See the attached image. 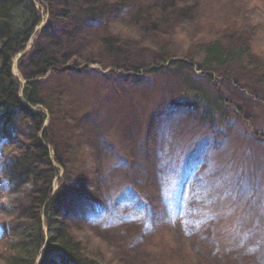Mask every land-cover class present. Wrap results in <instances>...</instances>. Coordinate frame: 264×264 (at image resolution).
I'll return each mask as SVG.
<instances>
[{
  "label": "trees",
  "instance_id": "16d2710c",
  "mask_svg": "<svg viewBox=\"0 0 264 264\" xmlns=\"http://www.w3.org/2000/svg\"><path fill=\"white\" fill-rule=\"evenodd\" d=\"M45 1L50 5V18L45 27L36 31L45 21L36 0H0V138L13 134L17 128L22 134V148L25 147L17 160H7L3 168L7 175L15 171L21 179H34L37 187L41 184L38 187L41 195L35 203L32 200L21 201L23 206L33 204V217L23 216L25 221L14 222L9 227V234L14 240L2 250L0 259L4 260V264H105L91 255L89 257L84 242L74 240H79L77 233L82 231L91 232L109 245L116 252L120 264H258L256 259L252 261L242 255V244L229 247L222 242L225 237L221 235H229L234 225L221 218L225 209H215V197L210 200L211 203L205 200L203 191L209 192L207 186L200 188L203 182L210 188V181L218 176L219 170L205 180L202 175L205 173L199 169L200 162H205V159H200L208 147H203L200 156H192L191 159H187L184 153L187 148L195 149L200 143L187 146L183 141L179 155L173 150L176 155L174 165L163 166L156 159L155 172L150 174V166L153 168L154 165L145 159L144 165L138 164L139 169H134L135 173L132 170L117 182L110 180L113 178L103 169V163L97 171L96 158L101 160V152L94 151L93 154L87 147L77 177V191H72L70 181L73 180L74 170L69 165L74 161L64 157L61 140L53 137L44 127L48 118L51 122L61 118L65 129L75 136L74 143L85 145L86 141L91 142L90 137L94 135L87 134L90 130L87 124H93L94 119L90 121L89 113L80 111L78 99L71 89L63 86L47 98L42 88L53 80L55 74L65 69L67 62L71 63L65 77L68 81L74 75L90 71V64H100L104 70L111 67L113 70L106 76L136 84L142 82L139 68L148 74H177L186 90L184 97L172 101L174 106L189 108L192 116H199L201 126L204 124L216 129L213 135L218 141L222 137V126H227L232 118V110L242 117H251L244 105L226 97L221 90L208 95L198 82L204 85L213 82L217 86V79L245 74L255 65L252 69L257 73L254 92L264 98V58L261 64L255 56L253 39L257 30L252 22H239L232 28L233 34L229 37L220 33L194 37L192 45L196 52L192 46L182 58L177 53L181 51H176L175 44L173 46L175 34L172 30L178 28L173 22L196 0H142L135 5L133 0ZM204 6L202 2L201 9ZM129 7H135V11L125 17L124 10ZM101 22L106 23L107 32L102 38L89 43L87 53L69 57L67 52H63L65 41L70 43L80 30L87 27L91 30ZM138 36L140 39H133ZM134 41L139 44L146 41L154 48L151 52L158 53L140 67L122 59L120 49L132 47ZM31 42L30 50L18 62V69L27 81L23 85L13 68L17 57L26 51ZM108 55L115 57L111 65L104 62ZM36 56L40 67L36 65L35 71L25 72L26 62L33 61ZM195 66L197 71H194ZM184 67L193 74L191 79ZM48 73L51 75L45 81L40 84L36 81ZM160 108L154 111V125H158L163 116ZM149 125L153 124L150 122ZM150 126L139 131V135H144V149H138L137 139L134 148L127 149L128 154L121 161L123 168L129 158L138 161L151 154L149 145L154 141L156 131ZM93 131L104 137V131L100 134ZM120 153L117 150V154ZM130 153L134 156L131 157ZM53 161L65 169L57 189L52 187V180L59 174ZM181 165L187 169L183 170ZM242 168L234 181L236 188L227 189L234 199L241 192L237 190L242 188L239 184L244 180V165ZM94 173L95 178L91 179ZM21 179L11 178L10 183L14 186L21 184ZM172 181L175 184L173 188ZM173 193L176 194L171 196ZM72 220L77 222L76 228L79 229H70L69 221ZM172 222L183 225L187 235L168 229L169 238L164 237L165 231H161L156 223L166 226L172 225ZM146 227L153 228L155 233L146 236L143 232ZM261 259L264 261V256Z\"/></svg>",
  "mask_w": 264,
  "mask_h": 264
},
{
  "label": "rangeland",
  "instance_id": "374dc122",
  "mask_svg": "<svg viewBox=\"0 0 264 264\" xmlns=\"http://www.w3.org/2000/svg\"><path fill=\"white\" fill-rule=\"evenodd\" d=\"M36 1L38 9L44 15L43 27H45L50 18L48 10L50 5L45 0ZM133 1L132 4L135 5L142 0ZM202 2L205 6L201 9ZM134 11L135 7L125 9V17L133 14ZM176 18L173 25H177L178 28L172 30V33L175 34L173 46L175 44L176 51H181V53L177 52L180 57H185V53L189 52L193 46L194 37L213 36L216 33L229 37L233 34V27L237 26L239 22L247 20L256 27L257 31L253 39L255 41V56L259 58L258 62L262 64L264 58V0H196L189 4L186 10L182 14L180 13L179 16L177 15ZM219 22L223 25L222 29ZM94 30L95 32H93ZM106 32V23L102 22L97 23L96 27L91 30L89 27L83 31L80 30L79 35L70 43L64 42L63 52H67L69 57L85 54L89 43L94 39L102 38ZM133 39L140 38L138 36V38L134 37ZM134 42L131 43L133 44L132 47L128 46L127 49H120V57L127 59L138 67L144 65L152 55L155 57L158 53L157 51L151 52L154 48L146 41L141 44ZM193 48L196 52L195 46ZM109 57L106 56L104 60L107 65H111L112 59H115L114 56ZM33 58V61L30 59L24 65L25 72L35 71L36 65L40 67L39 63L37 64L38 56ZM254 66L245 74H239V76L233 78L217 79V86L213 82H208L209 84L205 85L201 81L198 82L204 88L206 94L212 95L221 90L226 97H231L236 103L244 105L246 112L251 117H242L240 113L238 114L232 110L230 112L232 116L230 122L227 126H222L220 130L222 137L216 141L213 135L216 129L204 124L201 126L199 116H192V110L189 108L178 109L174 106L172 101L184 97L186 90L177 74H168L167 72L165 74H148L139 68L140 72L138 73L142 78V82L136 84L130 80H123L122 82L119 77L106 76L113 70L111 67L104 70L100 64H90V71L74 75L68 81L65 77L71 63L67 62L65 69L61 70L60 73H57L58 70H56L57 74L54 75L53 80L42 88L46 91L47 98L63 86L71 89L78 99L80 111L83 114L89 113L90 121L94 119L93 124H87L90 128L87 134L89 136L94 135L90 137V139L92 138L91 142L86 141L85 145H79L77 141L78 146L74 143L75 136H71L68 129H65L61 118H57L53 122L48 118L44 127V130L49 129V133L53 137H58L61 140V150L64 157L74 161L69 165L74 170L73 180L70 181L72 191H77L79 184L77 177L87 147L91 148L93 154L94 151L101 152V160L96 158L97 171H100V164L103 163V169L108 172L109 177L113 178L109 179L117 182L126 173H131L134 169L138 170V164L144 165L145 159L152 161L151 164L154 165L153 168L150 166V174L155 172L156 159L160 160V164L163 166L174 165L176 155L173 150L175 149L176 154L179 155V147L183 141L187 146L200 143L195 149L187 148L184 153L187 159H191L192 156H200L203 147H208V150L200 159V161L205 159V162H200L199 169L203 170L202 173H205L202 174L205 180L214 173L216 175L215 170H219L218 176L213 180L211 179L210 188L204 182L200 188L207 186L209 192L203 191L206 196L205 200L210 202L215 197L217 199V203L214 205L215 209H225L221 212V218L228 221V224L234 225V228L229 230V235H221V237H225L222 241L223 244L229 247L242 244L240 247L244 257L246 256L252 261L256 259L257 262L259 261L258 264H264L263 259H261L264 256V98L254 92L257 78V73L252 70L255 68ZM187 69V67H184L183 70L186 71L187 77L191 79L193 74L188 72ZM194 71H197L196 66ZM14 73L20 81L25 80L22 76L23 72L18 69V66H15ZM49 75L51 73L36 79V81L40 84ZM198 78L197 80H199ZM159 107L163 111V116L159 124L154 125L156 121L154 111ZM150 122L153 124L152 126L149 125ZM0 126L2 127V122ZM148 126L156 131L154 141L149 145L151 154L146 155L144 159L136 157L138 161L129 158L128 163L123 168L121 161L128 154L127 149L134 148L137 139L140 144V146L138 144V149H144V135L143 137L139 135V131L148 129ZM93 130L99 134L104 131L102 134L104 137L96 135ZM13 131V134L9 136L2 135L0 138V258L2 257V250L7 248V245L14 240L9 234V227L14 222L25 221L23 216L33 217L32 203H35V199L41 195L38 190L41 184L37 187V181L27 178L21 179L19 177L21 175H17L18 172L15 171L7 175L3 168L7 160H17L25 148H22L24 142L19 129L16 128V131ZM59 134H62V136H59ZM67 134L69 135L67 136ZM108 139L111 141L109 142ZM207 143L208 146H206ZM117 150H120L121 153L117 154ZM130 154L131 157L134 156L132 153ZM97 157L99 158L98 155ZM53 164L59 172L58 176L52 180V187L54 186L57 189L58 181L64 175L65 169L54 163V161ZM243 165L244 180L239 184L242 188L240 187L241 189L237 190V192H241H239V197L234 199L227 189L231 188L233 190L236 188L234 181L237 179L236 175L243 169ZM181 166L183 170L187 169L184 165ZM223 170L225 173H223ZM221 173H223L222 176ZM11 178H20L23 182L14 186L10 183ZM94 178L95 173L91 179ZM43 185H45L44 182ZM171 185L172 188L175 187L174 181L171 182ZM175 194L173 193L171 196ZM28 200H32V203L23 206L24 202L21 201ZM96 205L98 207L97 203ZM35 211L38 210L35 209ZM241 213H243L242 217H240ZM69 222L72 231L79 229L76 228V221ZM156 225L161 231H165L166 235L164 237L166 238H169L168 229H171L173 233L178 231L180 234L187 235L183 230V225L175 222H172V225L166 224V226L160 223H156ZM143 232L146 236L155 233L151 227H146ZM77 237H79V240H74L84 242L89 257L91 255L105 264H120L116 252L104 241L92 235L91 232H78ZM161 241L163 242V238ZM45 250L46 247L43 248V251ZM0 264H4V260L0 259Z\"/></svg>",
  "mask_w": 264,
  "mask_h": 264
},
{
  "label": "water",
  "instance_id": "95a60500",
  "mask_svg": "<svg viewBox=\"0 0 264 264\" xmlns=\"http://www.w3.org/2000/svg\"><path fill=\"white\" fill-rule=\"evenodd\" d=\"M43 24H44V23H42V24L38 27V30H39L40 28L43 27ZM30 47H31V45L26 49V51H25L24 53H22V54H20V55L18 56V58L16 59L15 64H14V68H15V66H17L19 60L23 57V55L26 54V53L29 51ZM14 68H13V70H14ZM14 74H15V73H14ZM21 82H22L23 85L27 83L26 80H21Z\"/></svg>",
  "mask_w": 264,
  "mask_h": 264
},
{
  "label": "bare ground",
  "instance_id": "6f19581e",
  "mask_svg": "<svg viewBox=\"0 0 264 264\" xmlns=\"http://www.w3.org/2000/svg\"><path fill=\"white\" fill-rule=\"evenodd\" d=\"M40 262H41V260H40ZM40 262H39V263H40Z\"/></svg>",
  "mask_w": 264,
  "mask_h": 264
}]
</instances>
